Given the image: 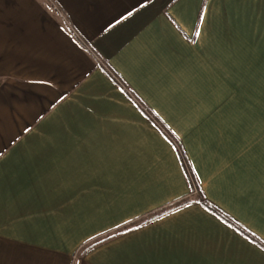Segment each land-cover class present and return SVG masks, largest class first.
Wrapping results in <instances>:
<instances>
[{
	"label": "crops",
	"instance_id": "crops-1",
	"mask_svg": "<svg viewBox=\"0 0 264 264\" xmlns=\"http://www.w3.org/2000/svg\"><path fill=\"white\" fill-rule=\"evenodd\" d=\"M263 100L264 0H0V264H264L199 202L131 226L196 197L146 109L264 244Z\"/></svg>",
	"mask_w": 264,
	"mask_h": 264
},
{
	"label": "trees",
	"instance_id": "trees-1",
	"mask_svg": "<svg viewBox=\"0 0 264 264\" xmlns=\"http://www.w3.org/2000/svg\"><path fill=\"white\" fill-rule=\"evenodd\" d=\"M104 62H101V65ZM109 73V72H107ZM109 75L111 76V78H113V80L119 85L120 82L119 80L111 73H109ZM121 88H123L121 86ZM127 93V92H126ZM128 94V93H127ZM145 114L149 117V119H151V121H153V123L155 124V126H157V128L159 130H161V132L165 135V137L174 145L178 155H179V159L181 161V164L183 166V169L185 171L186 177L188 179L189 182V186H190V191H191V196H196L195 198H184L180 201L175 202L174 204L167 206L166 208H163L157 212H154L148 216H146L145 218L141 219L140 221H137L135 223H133L131 226L135 227L144 223H147L155 218H158L168 212H171L173 210H176L178 208H181L183 206H185L186 204H189L191 202H199L201 203L204 207H206L210 212H212L214 215H216L217 217H219L220 219H222L223 221H225L227 224L231 225L235 230H237L239 233L243 234L245 237L249 238L250 240H252L253 242L257 243L259 246H261L264 249V244L262 242H260L257 238H255L252 234H250L248 231H246L242 226H240L239 224L235 223L233 220H231L229 217H227L225 214H223L222 212H220L219 210H217L215 207L210 206L207 204V202L204 201L202 194H200V192L198 191V188L195 184V180L193 178V175L186 163L185 157L183 155V152L178 144V142L176 141V139L171 135V133L166 130L161 123L151 114V112L147 111L145 109ZM195 192V194H194ZM103 239L101 240H97L96 242H102ZM91 245L86 246V249H88ZM85 249V250H86Z\"/></svg>",
	"mask_w": 264,
	"mask_h": 264
},
{
	"label": "rangeland",
	"instance_id": "rangeland-1",
	"mask_svg": "<svg viewBox=\"0 0 264 264\" xmlns=\"http://www.w3.org/2000/svg\"><path fill=\"white\" fill-rule=\"evenodd\" d=\"M230 100V104H238V100H240V103H241V98H238V97H236V98H230L229 99ZM264 101V100H263ZM259 103H261V100H260V102ZM259 103H257V102H254V100H253V98H245V104H246V106H247V108H249L250 109V111L251 110H253V109H251V108H253V105H255V104H259ZM223 104L224 105H227L228 106V100L227 101H225L224 100V102H223ZM262 104V103H261ZM228 114L230 115V120H233V121H235L236 119H240L241 121L243 120H245V121H250V120H255V122L257 121V122H260V121H262V122H264V113H260V112H242V113H239V114H233L232 112H231V114L230 113H227V114H225V115H227L228 116ZM153 115V114H152ZM212 115V114H211ZM214 115V114H213ZM154 116V115H153ZM155 117V116H154ZM225 120V119H224ZM211 121L213 122V124L216 122L215 121V119L213 118V119H211ZM229 121V120H228ZM160 122V121H159ZM161 123V122H160ZM161 125L163 126V124L161 123ZM164 127V126H163ZM165 128V127H164ZM166 129V128H165ZM167 130V129H166ZM236 130H238L240 133H242V135L241 136H246V137H251V135H252V133L254 132V131H256V130H253V129H250V130H246L245 128H242L241 126H240V129H236ZM227 131H228V133H229V135L230 136H232L231 135V131H232V128H229V129H227ZM249 133V134H248Z\"/></svg>",
	"mask_w": 264,
	"mask_h": 264
},
{
	"label": "built area",
	"instance_id": "built-area-1",
	"mask_svg": "<svg viewBox=\"0 0 264 264\" xmlns=\"http://www.w3.org/2000/svg\"><path fill=\"white\" fill-rule=\"evenodd\" d=\"M194 194H195V192H194Z\"/></svg>",
	"mask_w": 264,
	"mask_h": 264
}]
</instances>
